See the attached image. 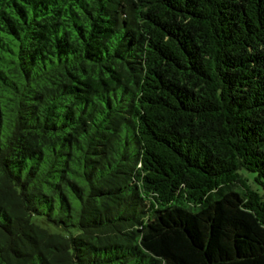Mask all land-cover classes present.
<instances>
[{
  "label": "trees",
  "instance_id": "16d2710c",
  "mask_svg": "<svg viewBox=\"0 0 264 264\" xmlns=\"http://www.w3.org/2000/svg\"><path fill=\"white\" fill-rule=\"evenodd\" d=\"M263 192L264 0H0V264H264Z\"/></svg>",
  "mask_w": 264,
  "mask_h": 264
},
{
  "label": "rangeland",
  "instance_id": "374dc122",
  "mask_svg": "<svg viewBox=\"0 0 264 264\" xmlns=\"http://www.w3.org/2000/svg\"><path fill=\"white\" fill-rule=\"evenodd\" d=\"M251 176V175H250ZM253 188H255L254 186H253ZM264 193V192H263Z\"/></svg>",
  "mask_w": 264,
  "mask_h": 264
}]
</instances>
